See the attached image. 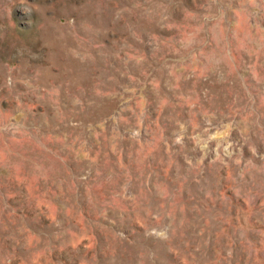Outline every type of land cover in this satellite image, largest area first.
Listing matches in <instances>:
<instances>
[{
  "label": "rangeland",
  "instance_id": "1",
  "mask_svg": "<svg viewBox=\"0 0 264 264\" xmlns=\"http://www.w3.org/2000/svg\"><path fill=\"white\" fill-rule=\"evenodd\" d=\"M0 264H264V0H0Z\"/></svg>",
  "mask_w": 264,
  "mask_h": 264
}]
</instances>
